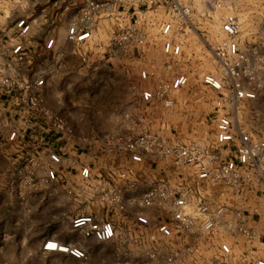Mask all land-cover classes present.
<instances>
[{
    "label": "rangeland",
    "instance_id": "374dc122",
    "mask_svg": "<svg viewBox=\"0 0 264 264\" xmlns=\"http://www.w3.org/2000/svg\"><path fill=\"white\" fill-rule=\"evenodd\" d=\"M12 6L15 0H0V15ZM64 6V0H23L14 7V16L24 13L33 20L45 11L43 20L50 24L56 15L59 22L66 12L72 13ZM206 7L209 11L204 13ZM199 8L203 15L194 12L195 27L177 36L184 38L181 56L168 57L157 48L137 55L136 60L86 61L77 55L76 48L81 46L70 42L67 52L52 61L46 88L36 91L43 99L40 109L15 101L20 90L10 100V110L20 114L19 119L9 117L8 107L0 102V264H186L183 258L189 252L169 249L165 240L161 246L168 247L169 256L161 260L163 251L145 230L130 233L121 225L123 234L99 242L73 232L71 223L76 215H94L104 204L113 206L104 199L105 187L80 178V167L88 165L89 160H95L102 169L96 182H135L131 177L141 171L140 164L130 162L129 154L118 147L129 137L151 132L175 143L215 144L214 95L202 84L201 75L219 73L210 46L223 37L222 20L228 14L236 15L242 24L240 44L248 55L245 65L250 70L243 78L244 86L258 90L256 99L245 100L235 109V116L255 138H264V0H225L219 8L201 2ZM58 31L60 27H55L54 36L63 37ZM144 69L154 74L143 79L140 72ZM180 73L189 76L188 85L164 98L157 95L151 102L142 100L144 90L157 92L161 83ZM3 76L23 83L36 74L32 71L17 76L0 71ZM166 99L173 103L166 106ZM9 128L16 132L13 139L11 132L5 136ZM53 152L61 156L59 164L50 161ZM50 168L58 174L52 180L47 177ZM123 172L126 176L119 177ZM206 190L210 191L206 194L208 202H224L230 213L246 198L245 190L237 199L231 188L221 184L207 186ZM258 196L262 198L263 192ZM221 235L236 240L234 244L244 240L242 235H231L224 228L219 230ZM51 238L87 243V259L79 261L67 254L43 252L44 242ZM217 239L218 235L210 238L212 241L196 236V243L204 246L197 252L200 264L216 255L218 251L211 244ZM260 250L264 258V246ZM243 254L242 258L248 257Z\"/></svg>",
    "mask_w": 264,
    "mask_h": 264
},
{
    "label": "built area",
    "instance_id": "2783aa9c",
    "mask_svg": "<svg viewBox=\"0 0 264 264\" xmlns=\"http://www.w3.org/2000/svg\"><path fill=\"white\" fill-rule=\"evenodd\" d=\"M213 8L225 5V0H204ZM196 0H85L84 5L69 24L66 31L68 42L82 45L91 40L95 29L102 21H106L111 28L109 52L111 55L120 52L127 53L132 48H145L155 45L166 56H181L183 42L177 37L188 28H194V12ZM130 6L141 7L139 12H127ZM159 10H163L164 18H157ZM153 13L156 17H149ZM13 32L17 36H25L31 30V23L25 17L15 21ZM223 37L217 39L210 46L211 54L219 66V73L204 72L201 82L213 95L212 104L216 113L215 144L203 146L199 143H175L158 134L143 132L129 137L119 144L122 152H127L134 162H143L145 157L171 164L179 172V181L172 182L162 179L152 184L142 195L139 205L142 209L136 219L142 225L149 224V210L158 208L169 220L160 222L156 231L165 237L175 232H186L200 238H213L218 235L215 246L219 248L218 258L207 264H240L241 258H235V242L227 237L219 236L220 228H224L231 235H242L251 242L249 251H255L257 245H252L264 233V138H255L237 122L235 109L245 100L257 98V88L244 86L243 78L249 75L246 67L248 55L241 49L242 24L233 14H228L222 20ZM264 33V24L262 25ZM55 40L48 41L52 47ZM13 55L17 60H23L27 49L23 42L15 43ZM154 71L141 70L140 76L149 79ZM44 78L34 77L32 80L21 83L0 77V94L13 95L15 101L26 103L31 108L40 109L43 99L37 95ZM189 76L180 73L169 82L159 85L157 92L144 90L142 99L152 101L157 95L166 97L168 93L177 91L189 84ZM35 92V93H34ZM171 99L164 100L166 106L172 104ZM16 136L13 131L10 139ZM50 161L53 164L61 162L58 153H51ZM92 167L82 165L80 178L88 181L92 176ZM126 172L119 174L125 177ZM57 172L54 168L47 171L49 179H55ZM186 175H192L189 180ZM262 181V182H260ZM221 184L231 188L237 199L246 198L250 193L263 192V208L256 211L258 223L253 226L247 223L246 198L240 201L235 211L230 213L229 207L223 203L212 204L206 200L207 186ZM97 185L105 187L104 199L111 203L116 210H124L122 189L118 192L106 186V182ZM107 191V192H106ZM72 231L78 232L86 240L95 239L107 242L115 238L117 229L111 220H102L93 214L76 215L71 223ZM264 243V242H263ZM262 244V242H259ZM256 247V248H255ZM43 252H58L72 258L85 261L89 254L87 243L64 242L55 238L48 239L42 246ZM235 260L231 263V259ZM247 259V258H242ZM254 264H264V258L255 255L249 256Z\"/></svg>",
    "mask_w": 264,
    "mask_h": 264
},
{
    "label": "crops",
    "instance_id": "0c3cea01",
    "mask_svg": "<svg viewBox=\"0 0 264 264\" xmlns=\"http://www.w3.org/2000/svg\"><path fill=\"white\" fill-rule=\"evenodd\" d=\"M22 1L23 0H15L14 7H18V5L22 3ZM127 1L135 2V0H127ZM64 2H65L64 9H66L69 12L72 11V13L70 12L69 14L68 12H66V16L63 19H61V21L59 22H58L59 18L56 15L55 21L52 20L50 24H46L43 20V17L46 16L45 11L39 14L38 19L37 17H35L33 18V20H30L29 17L26 16L24 13H22L18 17H15L14 12L16 8H14L13 6L10 7L8 10L4 11V14L2 16L0 15V71H3L4 73H8L9 71H11L17 76H24L26 72L29 73L33 71V74H36V76L42 77L45 80V85L42 86L40 91L42 92L43 89L46 88L47 85L46 76L49 75V73L51 72L52 61L54 59H57L58 56L61 57L64 53L67 52L66 46L70 43L66 40L67 28L70 22L75 18L74 15L79 14L80 9L84 5L85 0H64ZM201 2H204V0L201 1L196 0V4H195L196 15H203V13L200 11L199 8ZM140 9L142 8L138 6H130L126 8V11L139 12ZM208 9L209 8L206 7V11H204V13L208 12L209 11ZM148 15L149 17H156V15L153 13H150ZM20 17H25L31 23L30 32L25 36H21V37L15 35L12 28L15 24V21ZM157 18L159 19L164 18L163 10H159V13L157 14ZM55 27L56 28L60 27V31H58V33H63V37L54 36ZM111 37H112L111 28L104 20L95 29L92 39L82 44L80 48L78 49L76 48V50L78 51L77 55L81 59L86 61L92 58H99V59H105L108 62L111 61L112 63L113 62L112 60H117V59L136 60L137 55L146 54V51L149 49L151 50L157 49L155 45H150L141 49L132 48L129 52L125 54H122L120 52L118 54L111 55L106 49V46L109 44ZM52 38L55 40L54 45L52 47H48L47 43ZM183 39L184 38H181L180 41L183 42ZM18 41L23 42L27 49V54L23 60H17L12 53L15 43H17ZM12 98L13 95L0 94V100H1L0 102L8 107V109L6 110L9 113V117H11L12 119H14L15 117L19 119L20 114H17V112L14 113L12 110H10V100ZM10 132L11 129L10 128L7 129L5 136L9 137ZM129 159L130 162H133L134 164H138V165L140 164L139 166L141 171L139 173L134 174L131 177V179H134L135 182H106V186H110L111 189L114 188L123 189L124 191L123 202L125 203L126 208L122 211H119L116 210L115 208L108 207L106 204H104L102 208L100 207L98 211L94 212V215L97 218H100L102 220L105 219L111 220L114 223L117 229V234L115 238L119 234H123L120 233L121 225H124L126 229L128 228L127 230H129L130 233H132L131 232L132 230H134L135 232H141L143 230L149 232L151 239L154 242H158L157 244L158 248L159 249L161 248V250L163 251L161 253L163 256L159 257L161 258V260H164V258L169 256L168 255L169 252L167 251L168 247L162 248L161 246V244L164 243L162 241L165 240L166 244L164 245L169 246V249L177 248L179 250L183 249L184 252L186 251L189 252V254L185 255V257L183 258L185 261L184 263L200 264L196 259L197 252L198 251L200 252V249L203 248L204 246L200 242L196 243V235H190L186 232H175L172 236L165 237L156 231L155 228L160 222L169 220V218L165 214H163L158 208H151L149 210L150 221L148 225H142L138 223L136 219L138 212L142 209V207L139 205V201L142 195L144 194V192L152 184L162 179L163 180L169 179L174 183L178 182L180 179L178 175L179 172L171 164H165L159 160H153L148 157H145L143 162L132 161L130 155H129ZM87 164L92 167V172H93L91 179L88 180L87 183L93 186L97 185L99 182L96 181H98L99 180L98 178H101L102 176V173L100 172L102 171L101 166H99L95 160H89ZM185 177H187L190 181L193 180L192 175H186ZM107 178L108 177H105V179ZM131 179L129 181H131ZM246 202H247L246 213L248 219L247 223L248 225L253 226L254 224L258 223L257 219L259 218L256 215V211L263 208V201L261 200V198H259L257 193L252 192L250 193L249 196H247ZM208 239L210 240V238ZM259 242H262V244H259ZM263 242H264V233L261 235V237H259L258 241L252 244V245H257L256 246L257 249L251 252L248 250V247L251 244V242L244 237L243 243L238 242L235 244L234 257L241 258V256H243L244 255L243 253L245 252V254L248 255L247 259L241 258V260H239V263L254 264L253 261L251 262L249 260V256L255 255L257 257H260V254L262 253V250L260 249H262L264 246ZM211 246L217 249L218 252L208 262L212 261L215 258H218L219 256V248L216 247L214 244H211ZM236 249L238 251H236ZM231 260H232L231 263L235 262L233 258ZM208 262L202 264H207Z\"/></svg>",
    "mask_w": 264,
    "mask_h": 264
}]
</instances>
